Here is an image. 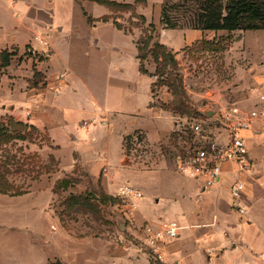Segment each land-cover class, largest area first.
Here are the masks:
<instances>
[{
  "label": "rangeland",
  "instance_id": "374dc122",
  "mask_svg": "<svg viewBox=\"0 0 264 264\" xmlns=\"http://www.w3.org/2000/svg\"><path fill=\"white\" fill-rule=\"evenodd\" d=\"M58 1L60 8L49 14L53 18L59 17L58 26H62V31L50 37L57 60L52 68L44 58L48 53H40L29 44L19 45L9 41V31L13 30L11 13L16 5L10 4L13 0L7 4L0 1V51L6 49L14 53L8 66L1 67L0 60V98H4L6 90L11 89L12 93L6 98L10 100L12 94L18 104L15 112L6 113L0 117V121L5 120L6 134L14 132L16 123L24 125L21 132L26 136V140L1 142L0 160L9 171L6 176L8 182L13 183L8 185L23 192L15 196L37 197L47 202L48 233L57 235L47 240L48 264H65L64 259L56 256L57 251L63 252L68 260L83 262L91 258L94 264H105L102 252L106 254V240H117L119 243L135 241L132 211L139 199L129 204L128 200L118 195V189L126 183L136 187L128 178L134 176L137 168L154 169L164 162L173 165V155L181 148V141L175 138V134L182 135L187 130L186 117H206L201 114L202 111L210 112V116H213L218 104L225 101L249 102L262 81L264 26L257 30L230 32L190 28L168 30L159 22L164 0H113L128 7L116 5L111 10L107 5L91 0ZM169 1L176 3L179 0ZM132 15H142L145 21H138ZM102 17L109 19L106 22L96 21ZM114 17L125 30H118L114 26ZM149 25L154 27L153 32L149 31ZM144 31L152 33L155 41L174 53L189 111L175 113L171 109L174 97L166 85L152 87L153 82L165 80L166 75L151 76L155 65L151 58L145 60L144 74L152 79L150 104L166 111L177 131L153 144L145 140L141 130L134 131L130 138H126L127 135L123 139L124 163L120 170L108 174L102 170L94 177L88 173L86 165L79 162L78 150L71 152L68 144L62 147L54 145L50 125H34V121L38 122L35 118L38 115L35 98L40 92L49 94L50 81L65 77L61 70L78 85L77 93L67 85L66 95L64 93L62 97V101L69 102L71 109L80 108L81 96L87 95L84 89L92 92L100 102H106V89L109 88L121 86L125 89L131 84V87L136 86L144 93L148 82L146 78H140L139 61L136 62L134 57L136 40ZM30 39L36 46L33 35H30ZM22 41H25L23 37ZM50 68L58 73L51 70L53 73L50 75ZM35 71L42 76L37 77L36 87L28 86V80L32 81ZM48 76L51 78L48 79ZM18 84H21L22 92L13 90L17 89ZM25 102L31 103L30 106L27 107ZM34 112L35 117L32 116ZM95 120L97 117L82 119L79 124L84 127ZM30 124L36 128L35 131L27 127ZM122 126L127 130L133 124L124 122ZM103 175L106 180L109 179L108 175L115 179L111 185L117 188L116 191L107 188L105 192L101 184ZM63 179L69 181L68 185L54 190V185ZM4 196L14 195L0 193V197ZM21 223L23 218L20 219ZM24 239V230H16L8 239V244L4 238L1 239L0 250L16 253L18 261L24 264Z\"/></svg>",
  "mask_w": 264,
  "mask_h": 264
},
{
  "label": "crops",
  "instance_id": "0c3cea01",
  "mask_svg": "<svg viewBox=\"0 0 264 264\" xmlns=\"http://www.w3.org/2000/svg\"><path fill=\"white\" fill-rule=\"evenodd\" d=\"M0 1L7 4L12 0ZM58 2L13 0L10 3L16 5V9L11 13L13 30L9 31V41L19 45L29 44L40 53H48L44 58H47L51 68L57 60L50 37L62 31V26H58L59 17L53 18L49 14L60 8ZM30 35L34 36L36 46L32 44ZM134 57L137 62L135 53ZM51 68L49 74L58 73ZM61 71L65 74L63 79L49 80V94L40 92L38 97L34 94L38 104V115L35 117V112L32 115L38 120L34 121V125H50L55 146L68 144L71 152L78 150L79 162L86 165L90 175L96 177L102 170L104 174L120 170L124 163L123 139L136 130H141L150 144L167 138L172 132L176 133L177 129H174L168 113L150 104L152 79L139 70L140 78H146L148 82L144 93L136 86L131 87V84L125 89L121 86L109 88L106 89V102H100L92 92L84 89L87 95L81 96L80 108L73 109L69 102L62 101V97L66 95L67 85L76 93L78 85L64 70ZM49 76L48 79L51 78ZM21 88V84H18L17 89L13 90L22 92ZM6 92L4 98H0V117L15 112L18 106L15 96L11 94L10 100L6 98L12 93L11 89ZM261 92H264L263 74L257 92L248 103H219L213 116L205 118V129L209 135L225 139V131L217 122L220 107L236 104L244 111H249L257 104ZM25 104L29 107L31 103ZM28 116L31 117L30 114ZM94 117L97 120L84 127L79 124L82 119ZM124 122L133 124V127L124 130ZM242 133L248 148L249 165L240 169L232 162L222 163L218 181L210 187L204 188L200 180L176 171L177 150L173 155V165L164 162L154 169L137 168L134 176L128 178L143 194L132 211L135 241L119 243L117 240H106V254L102 252L105 264H151L141 245L140 238L144 236L141 225H157L168 220L175 221L180 228L176 237L163 243V252L181 264H208L209 261L211 264H264V126L259 119H254L250 128ZM179 136L175 134V138ZM107 177L108 180L103 175L101 180L105 192L107 188H114L111 184L115 179L111 175ZM236 181L243 182L242 192L236 202L245 209L244 213L232 205L230 189ZM48 217L46 200L37 197L19 198L15 195L0 197V238H4L8 244V239L16 230H24V264H48L47 240L50 236L57 237L55 233H48ZM22 218L23 223L20 224ZM55 254L64 259L65 264H94L91 258L78 262L77 259L68 260L61 251ZM36 256H39L37 260ZM0 264L21 263L16 253L0 250Z\"/></svg>",
  "mask_w": 264,
  "mask_h": 264
},
{
  "label": "trees",
  "instance_id": "16d2710c",
  "mask_svg": "<svg viewBox=\"0 0 264 264\" xmlns=\"http://www.w3.org/2000/svg\"><path fill=\"white\" fill-rule=\"evenodd\" d=\"M101 5H107L110 10L113 6L128 7L127 4H118L113 0H91ZM138 21L144 22L145 18L142 15L134 16ZM108 17L97 18L96 21H108ZM114 26L118 30H125L117 22V19L112 18ZM89 21L91 19L89 18ZM160 24L163 28H190L201 31H235V30H257L264 26V0H179L176 3H170L169 0H164L161 6ZM149 31L153 32L154 27L149 25ZM136 58L138 59V70L140 73H146L144 61L151 58L155 71L151 76L166 75L165 80H158L152 83L154 85L164 84L172 92L174 102L171 109L175 113L183 114L189 111L186 105V97L182 88L180 74L178 72V62L174 53L164 44L154 40L152 33L144 31L143 34L136 40ZM13 52L2 50L0 52L1 67H6L10 63ZM42 76L39 71H35L32 81L29 83L31 87H36L37 77ZM9 117V116H8ZM6 117V118H8ZM5 120L0 121V143L8 142L9 140H26L23 134L22 127L24 125L16 123V128H13L12 134H6ZM8 123H11L8 120ZM26 126V124H25ZM35 131V127L31 124L27 126ZM29 135V134H28ZM128 135L126 138H130ZM4 140V141H3ZM52 162L54 160L52 159ZM7 174L4 162L0 160V193L9 195H20L23 192L13 189L8 184ZM69 181L63 179L54 185V190L64 188Z\"/></svg>",
  "mask_w": 264,
  "mask_h": 264
},
{
  "label": "built area",
  "instance_id": "2783aa9c",
  "mask_svg": "<svg viewBox=\"0 0 264 264\" xmlns=\"http://www.w3.org/2000/svg\"><path fill=\"white\" fill-rule=\"evenodd\" d=\"M205 118H185L187 130L177 138L181 141V148L177 150L175 168L181 175L200 180L207 188L218 181L222 163L232 162L240 169L249 165L248 148L242 132L250 128L254 119H259L264 126V92L258 94L257 104L249 111H244L236 104L219 108L217 122L225 131L223 140L209 135L205 129ZM242 189L243 182L236 181L230 192L232 205L244 213L245 209L236 202ZM118 195L128 200L129 204L142 197V193L129 183L118 189ZM179 228L173 220L162 221L157 225H141L144 235L140 238L141 245L151 264H181L163 252V243L176 237Z\"/></svg>",
  "mask_w": 264,
  "mask_h": 264
},
{
  "label": "water",
  "instance_id": "95a60500",
  "mask_svg": "<svg viewBox=\"0 0 264 264\" xmlns=\"http://www.w3.org/2000/svg\"><path fill=\"white\" fill-rule=\"evenodd\" d=\"M201 114L203 116H206V117H209L210 116V112H207V111H202Z\"/></svg>",
  "mask_w": 264,
  "mask_h": 264
}]
</instances>
